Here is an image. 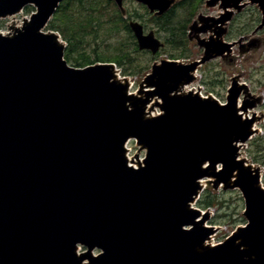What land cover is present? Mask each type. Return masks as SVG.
<instances>
[{"label":"water","instance_id":"water-1","mask_svg":"<svg viewBox=\"0 0 264 264\" xmlns=\"http://www.w3.org/2000/svg\"><path fill=\"white\" fill-rule=\"evenodd\" d=\"M63 1L0 0V18L37 7L32 26L0 34V264H264V189L235 147L251 136V121L238 118L235 96L227 105L172 96L225 49L193 64L164 62L155 83L164 114L147 118L148 104L128 96L113 65L70 67L58 38L42 32ZM136 1L159 16L173 3ZM243 1L208 5L240 9ZM249 1L262 10V29L264 0ZM130 28L140 51L164 47L141 23ZM130 139L147 146L141 169L125 158ZM236 174L249 225L200 252L213 230L189 210L203 189L197 183L228 185ZM78 245L89 252L78 257Z\"/></svg>","mask_w":264,"mask_h":264},{"label":"rangeland","instance_id":"rangeland-1","mask_svg":"<svg viewBox=\"0 0 264 264\" xmlns=\"http://www.w3.org/2000/svg\"><path fill=\"white\" fill-rule=\"evenodd\" d=\"M115 1L124 18H128L129 11L134 14L135 10L138 15H145L144 19L134 17L131 21L141 23L147 33L153 31L156 38L165 44L164 48L156 55L139 49V52L135 53L133 49H130L131 55L135 58V63L143 62V67L147 66L146 72H140L135 76H125L123 69L117 67L116 71L122 81H129L130 86H132L130 92L133 95L143 100V104L152 106L149 113L151 118L164 114L161 110L163 101L155 84L160 82L159 77L163 74L160 67L163 66L164 62H177L183 65L193 64L206 59L209 57L208 54H213L212 52H215L216 49H225L223 54L213 56L207 62L199 64L196 73H194L195 76L193 75V81L185 82V94L180 95L188 96L192 89L194 94L198 93L204 97H209V99H216L221 104H225L230 97L235 96L239 105L246 107L245 110L243 108L242 112L252 115L251 123L257 122L255 124L256 131L245 143H241L238 158L245 163V167L248 166V169L262 174L263 180L258 186L264 189V27L259 29L263 22V13L259 6L249 0H244L240 9H225L221 2L208 5L209 0H202L192 21L188 25L183 23L177 32L178 38L185 41V47L179 49L169 43L171 37L166 31H162L155 24L146 22L148 19L146 10L153 16H159V13H151L145 5L136 0ZM178 2L179 0H173L171 9ZM27 8L32 9L30 11L23 9L19 14L0 18V33L13 35L31 23L32 16L37 9L33 5ZM177 12L179 20L187 17L180 9H177ZM227 17L229 18L227 19ZM42 32L51 33L52 31L46 27L42 29ZM126 37L127 33H122L121 37L99 42L101 50L113 52L121 40L126 41L128 45L130 41ZM61 42L66 45L65 41L61 40ZM171 56L177 59L173 60ZM69 66L72 67L71 64ZM150 79L151 81H149ZM235 80L239 82L240 86L243 84L244 88L235 91L234 95L233 82ZM211 83L214 86H210ZM239 110L241 109L239 108ZM127 154L130 160L142 163L147 157L148 149L145 144L133 139L126 146ZM216 168L218 170L222 167ZM237 175L233 176L228 185L218 183L216 179L202 181L205 191L217 192L225 201L223 206H220L221 211L219 213L213 208L208 211L209 217L202 216L204 220L199 225L203 224L206 228L213 230V234L205 243L208 245L207 247L218 246L228 238L235 236L248 224L245 218L244 199L240 190L233 185ZM193 208L199 209L197 202L193 204ZM201 212L206 211L201 210ZM223 214L229 217L224 219L221 217ZM214 220L217 225H213ZM242 220H245V223ZM78 247V252L81 255L89 252L87 247L82 245H78ZM100 253L101 251L97 248L91 250L92 256H98ZM87 263H89L88 260Z\"/></svg>","mask_w":264,"mask_h":264},{"label":"trees","instance_id":"trees-1","mask_svg":"<svg viewBox=\"0 0 264 264\" xmlns=\"http://www.w3.org/2000/svg\"><path fill=\"white\" fill-rule=\"evenodd\" d=\"M201 1L179 0L168 13L162 16H153L146 10L148 17L146 22L155 24L162 31H166L171 37L169 43L180 49L185 47V41L178 38L177 32L183 23L188 25L192 21ZM26 9L30 11L32 8ZM177 9L183 11L184 16L187 15V17L179 20ZM144 16L138 15L135 10L134 14L129 11L128 18H124L114 0H64L48 23L47 29L58 32L67 43L65 59L73 67L85 68L99 63H114L123 69L125 76H135L140 72H146L148 68L143 67V62L135 63V58L131 55L130 49H133L135 53L139 50L129 22L134 17L144 19ZM122 33H127L129 47L126 41L121 40L113 52L101 50L99 42L121 37ZM171 57L173 60L177 59L174 56ZM210 86L214 85L211 83ZM224 203L225 201L217 192L208 190L202 194L197 206L201 210L214 208L219 213L220 206ZM221 217L225 219L229 216L223 214ZM242 222L245 223V220ZM212 223L217 225L215 220Z\"/></svg>","mask_w":264,"mask_h":264},{"label":"bare ground","instance_id":"bare-ground-1","mask_svg":"<svg viewBox=\"0 0 264 264\" xmlns=\"http://www.w3.org/2000/svg\"><path fill=\"white\" fill-rule=\"evenodd\" d=\"M20 12H17V13H15V15L16 14H19ZM2 18H4V17H2ZM26 26H32L31 24H27ZM19 33H20V31H17V32H15L13 35H4V34H1V35H4V36H7V37H10V38H14V36H17V35H19ZM57 45H59V43L58 42H55ZM60 46V45H59ZM113 73L115 74L114 75V79H115V81L116 82H119V83H122V85L123 86H125L126 87V85L128 86V88L125 90L126 92H127V94H128V96L129 97H131V92H130V83L128 82V81H121L120 79H119V77H118V75L116 74V72L115 71H113ZM194 73H196L195 71L194 72H192L191 73V75L190 76H193L194 75ZM195 76V75H194ZM194 78V77H193ZM114 81V80H113ZM234 83V85L237 87V90H239L240 91V89H242V88H244V85L243 84H241V86H240V84H239V82L238 81H234L233 82ZM187 88V87H186ZM189 93H194V91L191 89V91H189ZM180 94H185V87H184V84H182V85H180L179 86V90L174 94V95H172V96H175V97H177V98H181V97H183L182 95H180ZM152 107V106H151ZM151 107H150V104H148V105H146L145 106V109H144V115H146V117L147 118H150V110H151ZM239 108L241 109V110H239ZM243 108H244V106L242 107L241 105H239V103H238V105H237V109H238V118L244 123V122H247V121H252L253 120V118H251V116L252 115H249V114H246V113H243L242 111H243ZM129 109L132 111V110H134V107L133 106H131V105H129ZM153 115V114H152ZM155 116V115H154ZM151 119H149L148 121H150ZM257 122H254V124H251L250 125V127H249V129H248V134H251V135H253L254 134V132L256 131V124ZM131 140V139H130ZM126 146L127 145H125L124 147L126 148ZM235 147L237 148V151H238V154H237V158L239 157V150H240V148H241V142H235ZM124 148V149H125ZM127 157H125L126 158V160H127V162H128V164H129V166L130 167H132V168H134V169H141L142 167H143V164L141 163V162H139V161H133V160H130L129 159V156H128V154L126 155ZM238 161L239 162H242V161H240V159L238 158ZM243 163V162H242ZM245 164V163H244ZM208 166H209V164H208V162H206V163H203V165H202V168L204 169V170H208L207 168H208ZM210 169V168H209ZM218 171H219V169H218ZM217 171V172H218ZM210 179L212 178V177H209ZM202 181L203 180H199L198 181V187L199 188H204L203 187V185H202ZM191 206V205H190ZM189 206V210H191V211H193V208L192 207H190ZM204 219L202 218V216L200 215L199 217H198V219H197V221H196V224H201V222L203 221ZM201 227H205V226H203V224L202 225H200ZM207 246L208 245H206V247L204 246V247H202V249L200 250V252H202V251H204V249H206L207 248ZM213 247H215V246H211V248H213ZM78 250H79V248L77 249V252H76V254H77V256L78 257H81L82 255L80 254V252H78ZM243 250H244V248H243ZM235 253H237V252H235Z\"/></svg>","mask_w":264,"mask_h":264}]
</instances>
